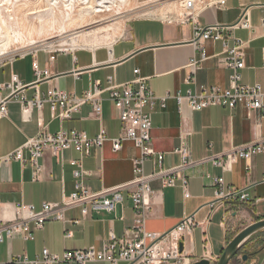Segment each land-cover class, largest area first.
Returning a JSON list of instances; mask_svg holds the SVG:
<instances>
[{
	"label": "crops",
	"instance_id": "obj_1",
	"mask_svg": "<svg viewBox=\"0 0 264 264\" xmlns=\"http://www.w3.org/2000/svg\"><path fill=\"white\" fill-rule=\"evenodd\" d=\"M244 14L251 23V30L237 28L225 30L224 34L243 42L246 68L241 71V84H260L264 89V0L217 2L199 9L197 20L205 28H231ZM153 23L163 27L160 33L133 28L128 36L111 46L57 54L55 61H51L52 56L44 52L26 55L0 68V86L10 83L15 74L26 87L20 97L33 99L36 93L43 96L56 86L70 95L83 96L95 82L107 87L108 77H113L119 85L131 83L136 78L135 71L139 70L140 78L147 80L157 98L168 94L175 96L177 92L185 93L189 89L230 87L231 73L222 64L226 57L222 43L205 44L208 59L201 65L196 84L190 86L184 82L189 74L186 66L191 58L200 57L191 43L193 24L175 22L170 25L164 20ZM35 61L42 70L51 71V80L35 84L32 68ZM8 94L9 91L0 88V99ZM102 100L101 122L90 116V105L83 107L72 121L60 122L53 119L48 105L41 112L34 108L24 113L19 100L11 101L7 106V117L0 120V160L36 137L41 124L52 134L75 129L96 137L104 129L110 137H118L121 132L119 115L108 100V93L103 94ZM153 114L151 144L156 153L164 156V167L179 166L181 159L174 152L182 144L190 149L194 165L183 173L188 179L186 188L181 181L173 188H165L159 178L151 179L150 186L155 194L152 197L153 210L147 219V232L163 235L187 218H193L200 227L192 235H187L183 242L189 263L201 260L215 263L241 230L264 220V154L254 155L250 160L241 159L230 171H223L208 160L223 158L264 139L263 115L259 111L249 113L241 105L234 110L210 107L191 111L187 106L179 110V104L173 98L168 100L165 109L157 108ZM139 157L140 151L130 142L123 143V148L117 153L108 142L102 149L93 150L86 159H81L75 150L58 157L48 152L40 160L42 172L37 181L33 178L31 166L13 162L0 170V221L13 220L17 204L41 210L44 204L59 205L65 196L74 193L76 180L70 161H82L86 173L84 182L92 191L103 193L130 186L135 179L134 159ZM154 163L153 158L146 162L147 177L156 171ZM215 178H223L225 191L235 192L236 197L216 202L218 188L213 182ZM134 188L129 187L123 192L124 200L113 213L104 211L84 217L82 209L74 207L65 211L64 222H47L42 230L34 229L31 223L35 239L26 242L15 237L0 244V264H11L15 257L24 254L41 258L45 249L59 256L65 251L90 248L101 251L111 234L118 239L126 237L127 230L135 222L130 199ZM186 194L190 198H186ZM241 194L246 195L244 200L240 199ZM67 232L72 234V238L65 237ZM244 254L249 256L247 262L242 261ZM231 264H264V231L251 238Z\"/></svg>",
	"mask_w": 264,
	"mask_h": 264
},
{
	"label": "built area",
	"instance_id": "obj_2",
	"mask_svg": "<svg viewBox=\"0 0 264 264\" xmlns=\"http://www.w3.org/2000/svg\"><path fill=\"white\" fill-rule=\"evenodd\" d=\"M184 4L186 13L177 20L165 19L170 25L175 22L181 25L193 24V38L191 43L200 57L191 58L186 66L188 76L184 80L187 85H195L198 72L202 69L201 65L208 59L205 50L207 42L222 43L223 52L226 57L222 64L230 71V87L219 89L210 87L207 89H189L187 92H177L175 96L170 94L157 98L152 92L147 80L140 78V71L136 70V78L131 83L119 85L115 83L113 77L106 79L107 87H103L100 82H95L93 88L83 96H76L62 91L59 87L51 88L43 96L36 93L33 99L20 97L21 92L26 88L20 81L18 75H12L8 84L1 85L0 88L9 91L8 96L0 99V120L8 115V104L13 100H19L23 105V112H30L36 108L39 112L48 105L51 115L55 121L70 122L81 112L82 108L90 105L92 112L90 116L101 122L103 115L102 96L108 93V100L112 102L121 122V132L116 138L109 136L106 130L102 129L96 137L72 130H59L56 134L48 132L47 127L40 125V133L27 141L20 149L13 152L8 157L0 160V170L11 166L13 162L21 163L25 167L31 166L34 171V180L37 181L38 175L42 172L40 160L46 153L50 152L54 157L62 156L63 153L75 150L81 159L90 157L95 149H102L106 143L113 146L114 152L123 148V143L130 142L140 151V157L134 159L133 175L134 182L128 186L115 190H107L103 193L92 191L91 187L84 182L85 171L82 161L73 160L71 166L74 167L73 177H75L74 193L65 196L59 205L44 204L41 210L34 206L17 204L15 206V217L10 221H0V244L15 237H21L26 242L33 241L34 229L42 230L47 222H64L65 211L69 208L80 207L82 215L89 217L91 213H101L107 211L115 212L119 204L124 200L123 192L129 188H134L130 199L133 205L135 222L126 232V237L118 239L111 234L101 251L94 248L89 250H77L75 252L65 251L62 255H55L45 249L41 258H31L28 255H20L12 260L11 264H91L101 262L109 264H190L185 254V249L180 250L181 242L187 235L200 227V224L193 218H187L178 227L166 234H156L147 232L148 218L153 210L152 197L155 192L151 189L150 182L153 178H159L163 187L173 188L177 182L181 181L186 188L187 177L183 174L187 168L192 167L193 161L190 149L186 144H182L175 155L181 159L179 166L171 169L164 167V156L156 153L152 148V125L153 113L157 108L165 109L169 99H175L179 104V110L187 106L191 111H203L210 107L225 108L234 110L238 105L243 106L247 112L259 111L264 119V89L260 84L245 86L241 84V71L246 68L244 63V53L242 51L243 42L239 38L234 39L225 35V30H235L237 28L251 30V23L246 14L239 22L231 28L219 26L202 27L197 20L199 9L196 2L189 1ZM224 0H220L223 4ZM264 27V21H263ZM73 49H59L55 52H46L51 55V61H55L57 54H69ZM264 66V65H263ZM35 73V84L51 80V71L42 70L39 63L35 61L32 65ZM264 154V139L253 145L239 148L223 158H210L212 164L222 169L230 171L232 166L241 159L250 160L254 155ZM150 158L155 160L156 171L152 176L145 175V164ZM216 191V202H225L236 197L235 192L225 191L224 179H213ZM186 198H190L186 194ZM246 195L241 194L240 199L244 200ZM79 224L78 221H74ZM65 237L72 238V234L67 232Z\"/></svg>",
	"mask_w": 264,
	"mask_h": 264
},
{
	"label": "rangeland",
	"instance_id": "obj_3",
	"mask_svg": "<svg viewBox=\"0 0 264 264\" xmlns=\"http://www.w3.org/2000/svg\"><path fill=\"white\" fill-rule=\"evenodd\" d=\"M189 1L0 0V68L26 55L111 46L133 28L160 33L153 22L178 20ZM194 1L197 9L220 2Z\"/></svg>",
	"mask_w": 264,
	"mask_h": 264
},
{
	"label": "water",
	"instance_id": "obj_4",
	"mask_svg": "<svg viewBox=\"0 0 264 264\" xmlns=\"http://www.w3.org/2000/svg\"><path fill=\"white\" fill-rule=\"evenodd\" d=\"M264 231V220L263 221H257L256 223L249 225L245 227L243 230H241L240 234L237 235L226 247V250L222 254V256L212 264H231L234 259H236L239 254L242 253V250L244 249V246L247 244V242L256 236L257 233H260ZM184 244L181 242L180 244V250L183 251ZM249 259V256L244 254L242 256V261L247 262ZM195 264H211L208 260H201L198 261Z\"/></svg>",
	"mask_w": 264,
	"mask_h": 264
},
{
	"label": "bare ground",
	"instance_id": "obj_5",
	"mask_svg": "<svg viewBox=\"0 0 264 264\" xmlns=\"http://www.w3.org/2000/svg\"><path fill=\"white\" fill-rule=\"evenodd\" d=\"M106 1H107V0H106ZM188 3H189V2H188ZM188 3L186 4V6L188 5ZM89 4H90V3H89ZM92 4H93V2H92ZM92 4H91V5H92ZM92 9H93V8H92ZM5 46H6V45H5ZM5 46H4V49H5Z\"/></svg>",
	"mask_w": 264,
	"mask_h": 264
},
{
	"label": "trees",
	"instance_id": "obj_6",
	"mask_svg": "<svg viewBox=\"0 0 264 264\" xmlns=\"http://www.w3.org/2000/svg\"><path fill=\"white\" fill-rule=\"evenodd\" d=\"M249 260V259H248Z\"/></svg>",
	"mask_w": 264,
	"mask_h": 264
}]
</instances>
